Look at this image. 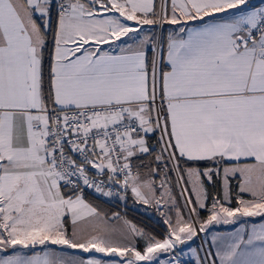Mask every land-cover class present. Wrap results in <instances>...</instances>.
<instances>
[{
	"label": "snow or ice",
	"instance_id": "1",
	"mask_svg": "<svg viewBox=\"0 0 264 264\" xmlns=\"http://www.w3.org/2000/svg\"><path fill=\"white\" fill-rule=\"evenodd\" d=\"M0 264H264V0H0Z\"/></svg>",
	"mask_w": 264,
	"mask_h": 264
},
{
	"label": "trees",
	"instance_id": "2",
	"mask_svg": "<svg viewBox=\"0 0 264 264\" xmlns=\"http://www.w3.org/2000/svg\"><path fill=\"white\" fill-rule=\"evenodd\" d=\"M157 179H159V178H157ZM117 204L120 205L121 203L120 202L106 203L104 206L106 208H110L112 210H120L121 208L119 206L117 208ZM128 205H129V202H128ZM126 211H127L128 217L130 219H132L134 222H136L137 224H139V225H141L143 227H146L149 230H152V231L156 232L158 235L161 234L164 231V225L160 222V220L153 221L154 224L152 226V225H150L148 223L149 219L147 218V216H145V214L141 213V215H140L139 212H136L135 210H133V212H136L137 213L134 216V215H131V213H132L131 210L128 209Z\"/></svg>",
	"mask_w": 264,
	"mask_h": 264
},
{
	"label": "rangeland",
	"instance_id": "3",
	"mask_svg": "<svg viewBox=\"0 0 264 264\" xmlns=\"http://www.w3.org/2000/svg\"><path fill=\"white\" fill-rule=\"evenodd\" d=\"M121 209L120 210H125L124 209V205H123V203H121L120 205H118ZM128 207L129 208H127L126 210H131L132 211V213H131V215H136L137 213L136 212H139V214L141 215V213H143V214H145V216H147V218L149 219V221H148V223L150 224V225H152L153 226V224H154V222L153 221H158V220H160V217L157 215V214H155V213H152V212H148V213H145L144 211H143V209H138V206L137 205H133L132 203H131V201H129V205H128ZM133 210H135L136 212H133ZM221 227H223V229H226V227H229V226H217L216 228H214V229H218V228H221ZM213 229V230H214ZM197 244H199L200 243V241L199 240H197V242H196ZM195 246V245H194ZM185 259H187V258H185Z\"/></svg>",
	"mask_w": 264,
	"mask_h": 264
},
{
	"label": "crops",
	"instance_id": "4",
	"mask_svg": "<svg viewBox=\"0 0 264 264\" xmlns=\"http://www.w3.org/2000/svg\"><path fill=\"white\" fill-rule=\"evenodd\" d=\"M232 228V226L226 227V229H223V227L218 228V229H214V231H230Z\"/></svg>",
	"mask_w": 264,
	"mask_h": 264
}]
</instances>
